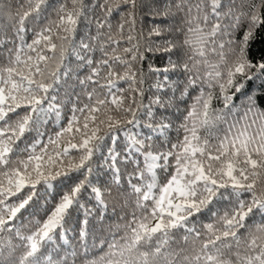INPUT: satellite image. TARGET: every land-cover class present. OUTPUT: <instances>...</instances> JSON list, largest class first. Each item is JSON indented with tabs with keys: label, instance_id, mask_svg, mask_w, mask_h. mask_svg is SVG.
Returning <instances> with one entry per match:
<instances>
[{
	"label": "snow or ice",
	"instance_id": "snow-or-ice-1",
	"mask_svg": "<svg viewBox=\"0 0 264 264\" xmlns=\"http://www.w3.org/2000/svg\"><path fill=\"white\" fill-rule=\"evenodd\" d=\"M0 264H264V0H0Z\"/></svg>",
	"mask_w": 264,
	"mask_h": 264
}]
</instances>
